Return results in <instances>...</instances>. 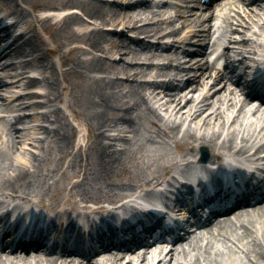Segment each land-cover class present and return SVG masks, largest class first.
<instances>
[{
	"label": "bare ground",
	"instance_id": "bare-ground-1",
	"mask_svg": "<svg viewBox=\"0 0 264 264\" xmlns=\"http://www.w3.org/2000/svg\"><path fill=\"white\" fill-rule=\"evenodd\" d=\"M128 1L125 6L115 4L111 7L97 0H0V4L5 5L6 15L13 17L16 27L27 18V5L32 10L46 12L44 15L34 14L31 25L20 32L17 40L9 36L10 27H0V41L5 38V44L10 43L0 53V66L6 61V51L13 47L15 58L19 54L28 57L8 63L0 75V92L10 87L8 79L21 77L24 68H38L40 78L32 77L23 85L28 87L42 82L45 85L44 93L20 95L16 99L17 107H50L38 115L42 121H50L49 125H40L39 129L46 133L43 139L46 143L51 144L52 141L64 146V153L58 158L61 171L49 176L42 188H31V177L35 176V171L30 172L29 168L8 162L12 157L9 148L18 147L16 139L10 145L5 138L7 132L13 133V136L17 134L19 138L24 137L21 131H17V124L25 123L26 115L2 117L0 197L19 199L27 209H41L45 215L52 212L56 218L63 216L56 224L60 232L64 226L67 229L72 226L71 214L87 218V221L97 215L98 219L106 222L104 215L114 211L133 213L136 207L131 202L148 199L154 187L167 182L166 177L173 170L179 172L191 168L194 161L189 160L190 154L185 151L187 149L208 146L211 150L210 159L218 163L264 158L258 155L264 152V107L253 105L246 96L238 93V88L232 86L237 82L249 84L252 81L249 72L252 61L250 58V62H246L245 56L255 55L260 58L259 62L264 60V0H241L243 6L232 2L227 8L223 5L216 14L208 10L191 21L190 25L196 27L191 30L192 36L209 34L210 28L219 19L229 22V29L240 35L228 36L229 42L234 40L237 46L234 47V55L225 62L226 71L212 70V65L202 63L200 59L192 63L195 70L193 76L188 77L192 84L188 85L187 93L183 92L186 82H182L183 75L180 83H172L175 76L186 69L179 68L180 63H176V66L171 63L177 61L174 52L166 51L164 54L166 47L173 46L172 42L154 45L139 38V34H146V37L161 34L163 24L175 18L176 14L168 13L169 16L163 18L164 9L158 8L162 0ZM177 1L186 5L193 3V0ZM144 3L146 6H142ZM250 3L256 6L249 12L247 5ZM225 10L228 11L224 15ZM177 12L185 13L182 10ZM186 13L194 14L192 10ZM2 17L4 15H0ZM107 24L117 26V30L104 31L103 26ZM37 26L48 32V41L39 36ZM218 27L216 25L212 34ZM126 30L132 31L135 37L127 38ZM110 32L116 36L110 37ZM176 32L173 29L167 34ZM123 36L128 42L120 38ZM18 40L19 46L16 44ZM62 47L66 50L58 56L59 65H69L67 71L60 72L63 82L58 80L55 62L47 55V51L55 53L61 51ZM194 51L198 52L199 49ZM161 57H165L168 62L156 64L154 74L168 80L149 78L137 81V77L151 75L152 69H148L145 64H152L153 60L148 59ZM237 68L241 75L238 73L234 76ZM19 69L21 71L16 72ZM69 72L76 73L81 79L79 84L67 82ZM122 77L132 78V82H123L120 79ZM63 94L69 98L66 109L58 106L64 100ZM34 97L43 100L31 102ZM4 100L0 93V109L4 106ZM3 108L12 112L14 106L5 105ZM65 110L70 112L73 120L85 125L87 140L83 145L74 146L76 144H73L72 139L77 130L68 120ZM145 126L161 132L165 139L157 142L153 133L147 131L148 138L152 139L153 147L158 152L147 156L142 165L136 163L135 170L131 174L127 173L129 167L124 154L128 155L129 150L137 149L139 137L135 136ZM4 131L6 133L2 134ZM169 142L175 145L178 159L171 156ZM137 150L142 151L141 147ZM42 152L38 157L43 155ZM73 165L77 169L70 174L68 168ZM199 167L204 166L199 164ZM113 171L126 175L101 181L103 176ZM73 177L78 179L72 181ZM60 179L70 181V187L62 186ZM94 180L96 187L91 184L88 189L80 188ZM0 203H4V200H0ZM18 212L16 210L15 213ZM48 221L53 224L51 219ZM76 232L80 231L76 229ZM263 232L264 203L204 227L197 234H187L186 238L167 246H145L140 250L135 249L138 247H134L131 240L125 243L134 248L126 251H103L111 247L109 245L98 248L101 251L97 255L92 251H70L72 253L69 255V252L59 248L42 254L37 248L42 245L40 237L32 236L35 241L21 250L13 244L6 245L9 254L0 252V264H264V239L258 238V234ZM33 245L35 249H32ZM231 248H235L237 257L228 253ZM53 251L56 252L49 255ZM243 260L245 262L240 263Z\"/></svg>",
	"mask_w": 264,
	"mask_h": 264
},
{
	"label": "rangeland",
	"instance_id": "rangeland-1",
	"mask_svg": "<svg viewBox=\"0 0 264 264\" xmlns=\"http://www.w3.org/2000/svg\"><path fill=\"white\" fill-rule=\"evenodd\" d=\"M19 2V0H17ZM40 1H45V0H40ZM98 2H100L101 4H105L108 3L111 5V7H113L112 5L115 4H121V5H127L128 4V0L125 1H120V0H97ZM144 1V0H141ZM148 1V0H145ZM236 1V2H235ZM235 3L239 2L240 6H243V3L240 0H234ZM188 4V8L187 9H192L190 6L192 3H187ZM185 3H179V1L177 0H162V2L160 3V7L158 8H163L164 12V17H168L169 14H176V17L173 18L172 20H170L167 26L166 23L163 24V28L164 29H160L161 30V34L159 35H154L153 37H146V34H139V38L145 40L146 42H149L150 44H162V43H171L173 44L172 47H166L164 49V54H166V51L169 52H174L175 53V57L177 58V61L173 60L171 63L173 65L176 66V63H180L181 65H179V67H188L189 70H187V72H182L180 73V75H176L175 79H173V84H177L180 83L179 80H181L179 77L181 76V74L183 75L182 77V81H185V85L183 86V92L187 93V90H189L188 85L192 84V81L190 78H188L189 76H192V70H190V66H191V61L194 60L193 58L196 57V55H187L186 53H184V50H188L190 48H195L194 43L196 42V39H198L197 37L194 38L192 37L191 33L194 30V28L196 27H192L190 25L191 21L194 20L196 18V16L199 15V13H202L203 11H199V10H195L192 9V12H194V14L189 15L188 13H186L188 10H184L183 8H185ZM117 6V5H116ZM142 6H146V4L144 3ZM246 6V5H245ZM256 5L250 3L249 5H247V8L250 9L255 8ZM153 9L157 8V7H152ZM0 9L6 10L5 5L0 4ZM27 9V18L24 20L23 24L21 25V27L23 29H25V27L27 28L29 25H31L32 23V17L33 15H44L46 14V12H43L41 10H32L30 9V6L27 5L26 6ZM126 9V8H125ZM247 9V10H248ZM124 10V9H123ZM177 10H182L185 13H178ZM177 13H174V12ZM155 18H158L156 16H153ZM39 25V24H38ZM222 25H225V23H223ZM38 28V34L39 36L43 39L48 41L49 35L48 32L46 33V31L44 32V30L42 29V27L37 26ZM116 27H112L110 25H104L103 29L104 31L107 30H117ZM197 28H199L197 26ZM224 29H227L226 26L223 27ZM176 29L177 32L173 35H169L167 33H169V31ZM111 33V32H110ZM232 35L234 36H239L240 34H238L237 32L231 31ZM125 36L130 37V38H134L135 35H133L132 31L126 30L125 31ZM115 34H110V37H115ZM120 37L121 39L124 40V42H128V40L126 39V37ZM187 40V42H185L184 44L181 41ZM198 42V41H197ZM233 45V44H232ZM237 46V45H236ZM66 49H64V47H62V50L59 51L57 50V52L55 53H51L50 51H47V55L49 57V59H51L52 61L55 62L57 68H58V80H60L61 82H63V78L61 76L60 72H64L67 71L69 68V65H64V66H60L59 65V58L58 56L60 55V53H62V51L64 52ZM163 51V50H161ZM175 58V59H176ZM27 58L21 57V60H25ZM143 59V58H142ZM142 59H140V63H142ZM153 60L152 64H145L148 65V69H152V73L151 75L145 76V77H137L138 80L137 81H143V80H147V79H154V80H161V81H167L168 78H163L162 76H158L156 74H154V70L157 68V66H155L156 64H160V63H166L168 62V60L165 57H161L158 59H148ZM38 68L36 67H26L25 69H23L24 74L23 76L16 78L14 80L18 81L15 82L14 84H11L12 82L9 83V85H11V87H9L8 89L1 91V96L3 98H5L6 100H4V106H14L13 111L12 112H7L3 107L0 109V119H2V117H7V118H11V116L13 115H17V114H23L25 113L26 117L24 118V122L23 124H17V131H21L24 134L23 138H19L16 135L13 136V133H9L7 132V134L5 135V138H7V142L11 145L13 144V139H16L15 144L18 148H9V152L12 154V157H10L8 159L9 163H14L17 165H22L23 167L29 168L30 172L31 170L35 171V176L31 177V181H32V187H34L35 189H39L42 188L45 180L51 176L54 175L57 172H60V161L58 160V158L60 156L63 155L64 153V146H61L59 143H53L51 141V144H48L45 142L44 137L46 136V133H44L41 129H39L40 125H49L50 121H42V119L40 118V116H38L40 113H43L45 111H47L48 109H50V107H44V106H38L36 108H31L30 106H22L20 108L17 107L18 101H16V99L18 97H20V95L25 94V93H35V94H41L44 93L45 91V85H43V83H39L37 85L34 86H28L25 87L23 84L26 83L29 79H31L32 77H38L39 76V72L37 70ZM240 72L239 69H237V73ZM186 73V75L184 76V74ZM237 73L235 75H237ZM120 77V76H119ZM121 81L123 82H132V78H125L122 77L120 78ZM198 79V77H197ZM67 82L72 84V85H77L79 84L80 80L79 77L76 75L75 72H69L67 75ZM187 80H189V82H187ZM10 81V80H9ZM170 81V80H169ZM196 83V82H194ZM233 87H236L235 84L232 85ZM158 91V90H157ZM193 92V91H192ZM240 92V91H239ZM238 92V93H239ZM64 100L62 103H59L58 106L66 109V105H67V100L69 99L67 95L63 94ZM43 98L41 97H34L32 98L30 101L31 102H40L42 101ZM185 110V109H183ZM66 113L68 114V120L74 125V127L76 128L77 132L75 137L72 139L73 144L75 143L77 145H83L87 138V130L84 124L82 123H78L75 120H73L72 116L70 115V112L68 110H65ZM24 126V127H23ZM0 127H1V123H0ZM24 128V129H23ZM147 131L148 132H152L154 135V139L158 142V141H163L165 138L163 136V134L161 132H157L156 129L151 128L149 126H145V127H141L140 130L137 132L136 137H139L137 144L138 147H141L142 151L137 150V149H131V150H127L129 153L128 155L125 153L124 155V160L126 162V164L129 167V171L127 173L131 174V171H134L136 168V163H138L139 165L143 164V160L147 157L150 156L152 153H156L158 152L156 149H154L153 147V142L152 139L148 138L147 135ZM6 133L5 131L2 133L4 134ZM107 133H112V131H107ZM18 137V138H17ZM163 138V139H162ZM43 140V141H42ZM46 143V144H45ZM160 145V144H158ZM42 147V148H41ZM160 147V146H159ZM168 148L171 152V156L175 159H178V151L175 147V145L172 142L168 143ZM201 148H205L207 150V159L211 158V150L208 146L205 145H199L196 146L194 149H187L185 150L187 153H189V159L192 158L194 156H196V154H200V150ZM44 149V150H43ZM135 150V151H134ZM41 151H43V155L38 157V154H41ZM82 153V151H81ZM83 154V153H82ZM261 154V153H260ZM35 155L37 156L36 158ZM142 155V157L140 156ZM140 156V157H138ZM41 159V160H39ZM77 169V166L73 165L72 167L68 168V172L70 174H72L75 170ZM122 172H112V174L109 173L108 176H103L101 181H105L108 180V178L110 179H115L116 177H124L126 175L125 174H121ZM56 178V177H54ZM78 177H73V180H77ZM61 185L65 186L66 188H69V182L70 181H66L64 179H60L59 180ZM92 184L93 187H96V182L94 181H89V184H83L80 188L81 189H88L89 186ZM158 187V186H157ZM156 187V188H157ZM30 188V189H31ZM48 203V202H47ZM258 238L260 239H264V232L262 234H258ZM228 253H231L232 256L237 257V252L235 251V248H231L229 250ZM245 262V260L240 261V263Z\"/></svg>",
	"mask_w": 264,
	"mask_h": 264
}]
</instances>
